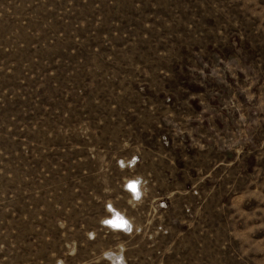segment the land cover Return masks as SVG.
Listing matches in <instances>:
<instances>
[{"label":"rangeland","instance_id":"obj_1","mask_svg":"<svg viewBox=\"0 0 264 264\" xmlns=\"http://www.w3.org/2000/svg\"><path fill=\"white\" fill-rule=\"evenodd\" d=\"M0 264H264V0H0Z\"/></svg>","mask_w":264,"mask_h":264},{"label":"bare ground","instance_id":"obj_2","mask_svg":"<svg viewBox=\"0 0 264 264\" xmlns=\"http://www.w3.org/2000/svg\"><path fill=\"white\" fill-rule=\"evenodd\" d=\"M134 185L135 190H133V193L136 195L138 194V186L136 180H128L127 186ZM116 212V211H115ZM104 220H107V224L112 227V229H115L116 231H126L130 229V223L128 219L123 216L122 214L119 215V213H114V215H109L108 217L104 218ZM121 225V226H119ZM108 226V225H107ZM108 226V227H109ZM110 228V227H109Z\"/></svg>","mask_w":264,"mask_h":264},{"label":"snow or ice","instance_id":"obj_3","mask_svg":"<svg viewBox=\"0 0 264 264\" xmlns=\"http://www.w3.org/2000/svg\"><path fill=\"white\" fill-rule=\"evenodd\" d=\"M129 187H130L132 190H135L134 185H130ZM119 226H121V225H119Z\"/></svg>","mask_w":264,"mask_h":264}]
</instances>
